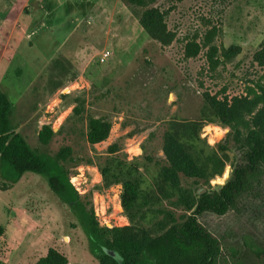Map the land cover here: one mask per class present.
Wrapping results in <instances>:
<instances>
[{"label":"rangeland","instance_id":"374dc122","mask_svg":"<svg viewBox=\"0 0 264 264\" xmlns=\"http://www.w3.org/2000/svg\"><path fill=\"white\" fill-rule=\"evenodd\" d=\"M25 1L0 0V11L15 17ZM73 1L45 2L50 18L57 14L54 5H62L63 10L58 14L62 23L48 46L39 43L43 33L26 41L14 39L23 59L35 56L44 64V56L52 58L39 71L16 62L10 72L1 73V87L16 104L13 130L32 147H40L43 125L59 132L41 148L55 154L69 145L74 157L83 160L78 165L68 160L70 180L82 197L92 200L101 227L129 225L130 214L136 222H150L153 234L161 233L186 219L189 203L209 187L183 177L187 198L182 201L179 192L160 181L167 121L200 118L207 95L231 99L262 94L264 65L254 55L264 39V0H153L150 6L165 12L167 26L175 34L169 46L148 36L136 8L126 0H106L104 6L92 7L88 1L79 7ZM76 9L81 10L82 23L68 40L65 36L71 19L77 18ZM191 44L198 45L196 54L191 55ZM236 46L239 52L229 54ZM106 50L111 53L102 61ZM93 117L112 125L109 137L94 145L86 139ZM229 131L204 121L201 137L209 150ZM113 145H117L115 152L110 149ZM227 153L232 159L233 152ZM114 158L135 161L144 179L147 194L129 212L121 202L122 184L108 186L101 173V165ZM230 170L227 164L210 185L224 183ZM203 222L220 240L222 264H264L263 211L233 210L222 217L206 216ZM0 223L7 228L0 242V264H34L51 247L64 253L70 263L100 264L89 251L79 216L51 191L44 175L27 172L10 188L0 186Z\"/></svg>","mask_w":264,"mask_h":264},{"label":"trees","instance_id":"16d2710c","mask_svg":"<svg viewBox=\"0 0 264 264\" xmlns=\"http://www.w3.org/2000/svg\"><path fill=\"white\" fill-rule=\"evenodd\" d=\"M136 8L140 25L150 38L162 46H169L175 34L168 28L165 12L150 6L153 0H126ZM191 55L198 45L191 44ZM212 49L217 51V47ZM229 54L239 52L231 47ZM254 60L264 65V39L255 52ZM206 109L198 119L167 121L163 133L162 150L165 162L160 167V181L186 200L183 177L208 183L209 187L187 206V217L173 222L167 229L153 234L150 222H136L130 214V224L101 227L95 216L92 200L82 197L70 180L68 160L78 165L71 146H63L55 154L42 150L59 133L50 125H43L39 133L40 147H32L12 124L13 107L0 85V186L5 190L17 183L27 172L44 175L53 193L79 216L89 242V251L100 264H222L221 243L206 226V216L222 217L233 210L264 212V91L256 98L235 96L218 99L207 95ZM80 115L78 108L74 109ZM204 121L229 127L226 138L211 147L201 137ZM112 125L104 118L89 120L87 141L94 145L105 141ZM112 152L117 151L113 145ZM227 151L233 152L231 159ZM230 164V175L222 184L210 185V180L222 175ZM101 173L109 186L121 183V202L129 212L147 192L144 179L135 161L122 158L107 159ZM5 227L0 223V240ZM110 252L116 253L117 256ZM120 258V259H119ZM34 264L70 263L67 256L51 247Z\"/></svg>","mask_w":264,"mask_h":264},{"label":"crops","instance_id":"0c3cea01","mask_svg":"<svg viewBox=\"0 0 264 264\" xmlns=\"http://www.w3.org/2000/svg\"><path fill=\"white\" fill-rule=\"evenodd\" d=\"M30 1L31 0L25 1L26 3L23 5L22 8H20L18 14L15 17L11 16V14L9 13L10 11H7L6 13L3 12V9H1L0 11V75L4 71L6 73L10 72V69L13 68L16 62H18L19 64L22 63L24 65L26 64L27 69L34 66V69L36 71H39L40 69L41 70L44 69L45 62L47 60L49 61L50 57L52 58V56H44V57L42 56L44 59V64H39L38 61H40L41 58L35 56L31 57L30 59L27 58L23 59L19 53L21 51L20 50L21 46L18 43H16V41L14 42V39L17 40L21 39V41H26V39L32 38V35L35 36L40 33H43L42 34L43 36L41 35L42 37L40 38L39 43H44L46 44V46H48L50 43H52L51 40L55 38V33L57 32V30L59 29L62 23V19L58 17V14L63 12L61 8L62 5H58V4L54 5L55 6L54 12L57 14L53 18L52 17L50 18L47 16L48 12H47V6L45 4L47 0H37V3L35 0L34 2L35 4L31 5V8L28 11H26V13L23 14V10H26V7L30 3ZM54 1L58 3H62L64 0H54ZM85 1L90 2L91 7L94 5L104 6V3L106 2V0H75L73 2L79 7V5ZM76 11H77V18L76 20L71 19L72 21L71 28L67 33V35L65 36V39L69 40L77 32L79 26L82 23V21L79 19L81 10L76 9ZM68 14L70 15V12ZM18 25L20 27L19 34L17 32ZM39 51L41 53L43 52L42 55L45 54L42 48H40ZM0 85H2V83ZM5 89H7L8 91L12 90V89L10 90L9 88H5ZM23 91H22V95H24V93L26 94V90L24 92ZM15 106L16 104L12 102V107L15 108ZM6 233H7V228L5 227V235L2 237L1 240L5 238Z\"/></svg>","mask_w":264,"mask_h":264},{"label":"built area","instance_id":"2783aa9c","mask_svg":"<svg viewBox=\"0 0 264 264\" xmlns=\"http://www.w3.org/2000/svg\"><path fill=\"white\" fill-rule=\"evenodd\" d=\"M110 53H111V51H109V50H106L104 53H102L101 60L105 61L109 57Z\"/></svg>","mask_w":264,"mask_h":264},{"label":"water","instance_id":"95a60500","mask_svg":"<svg viewBox=\"0 0 264 264\" xmlns=\"http://www.w3.org/2000/svg\"><path fill=\"white\" fill-rule=\"evenodd\" d=\"M205 190H203V192H204ZM109 225V227H113L110 223L108 224ZM112 255H114V256H117V257H119L118 255H116V253H114V252H110ZM120 259V258H119Z\"/></svg>","mask_w":264,"mask_h":264}]
</instances>
